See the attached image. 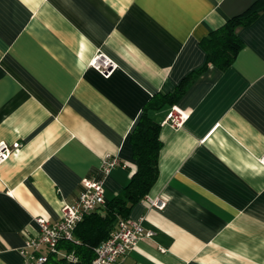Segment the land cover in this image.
Returning a JSON list of instances; mask_svg holds the SVG:
<instances>
[{
	"label": "crops",
	"instance_id": "1",
	"mask_svg": "<svg viewBox=\"0 0 264 264\" xmlns=\"http://www.w3.org/2000/svg\"><path fill=\"white\" fill-rule=\"evenodd\" d=\"M256 0H0V264H21L37 217L58 220L105 156L104 197L136 169L130 132L155 92L158 174L127 217L143 237L119 264H264V12L236 28L231 64L206 62L204 38ZM115 63L107 76L96 52ZM182 125L165 121L172 107ZM165 200L162 209L148 198Z\"/></svg>",
	"mask_w": 264,
	"mask_h": 264
},
{
	"label": "trees",
	"instance_id": "2",
	"mask_svg": "<svg viewBox=\"0 0 264 264\" xmlns=\"http://www.w3.org/2000/svg\"><path fill=\"white\" fill-rule=\"evenodd\" d=\"M264 12V0H256L244 11L229 17L222 25L204 38L206 62L223 70L233 61L242 46L236 28L250 23L259 13ZM198 70L185 76L173 91L155 92L144 104L131 132L130 143L136 160V169L123 189L104 206L85 213L73 228V239H61L57 248L64 255L48 253L43 264H89L95 255V248L105 240L116 226L119 218L127 217L132 206L145 197L158 174V153L162 141L159 137L160 122L153 112L173 105L183 94L188 82ZM71 254L75 259L68 260Z\"/></svg>",
	"mask_w": 264,
	"mask_h": 264
},
{
	"label": "built area",
	"instance_id": "3",
	"mask_svg": "<svg viewBox=\"0 0 264 264\" xmlns=\"http://www.w3.org/2000/svg\"><path fill=\"white\" fill-rule=\"evenodd\" d=\"M90 66L95 68L104 76L109 75L115 68V63L98 51L90 60ZM186 115L174 106L166 115L165 121L177 127L183 124ZM18 143L7 144L0 141V164L11 154L13 148ZM264 163V155L260 157ZM118 163L114 156H105L101 164V176L98 178H88L83 182V189L77 199L72 203H64L61 207V216L58 220L49 221L44 217H37L39 231L35 236L25 240L24 246L20 250L23 261L21 264H43L48 253L61 254L57 248V243L61 239H73V228L85 213L104 206V179L110 169ZM149 206L162 209L165 200L159 196L148 198ZM154 233L151 229H145L142 225V217L119 218L116 226L111 230L108 237L103 240L94 250L95 255L89 264H119V259L131 250L137 241L143 237H149ZM68 260L75 258L69 254Z\"/></svg>",
	"mask_w": 264,
	"mask_h": 264
}]
</instances>
